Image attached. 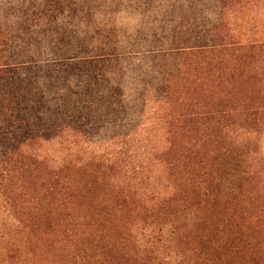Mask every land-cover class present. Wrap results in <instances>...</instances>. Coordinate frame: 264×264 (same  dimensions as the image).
Returning a JSON list of instances; mask_svg holds the SVG:
<instances>
[{"label": "trees", "instance_id": "trees-1", "mask_svg": "<svg viewBox=\"0 0 264 264\" xmlns=\"http://www.w3.org/2000/svg\"><path fill=\"white\" fill-rule=\"evenodd\" d=\"M263 135L264 0H0V264H264Z\"/></svg>", "mask_w": 264, "mask_h": 264}, {"label": "rangeland", "instance_id": "rangeland-1", "mask_svg": "<svg viewBox=\"0 0 264 264\" xmlns=\"http://www.w3.org/2000/svg\"><path fill=\"white\" fill-rule=\"evenodd\" d=\"M101 17L103 18L104 16H101ZM156 137H157V139L154 140V143L158 146H161L162 145L161 130L157 131ZM60 140L61 139H57V140H54L53 142L46 143L44 146L45 150L51 151L54 148H58V145H59L58 143L60 142ZM82 141H80V144L82 145V147H84L83 148L84 150L89 151V152L99 151L100 154L103 153V150L101 148H97L96 146L86 144L85 142H82ZM59 152H60V150H59ZM68 152L71 154H75L77 152V148L74 146L73 142H71V148H70V150H68ZM261 152H262V154H264V135L262 136V139H261Z\"/></svg>", "mask_w": 264, "mask_h": 264}]
</instances>
